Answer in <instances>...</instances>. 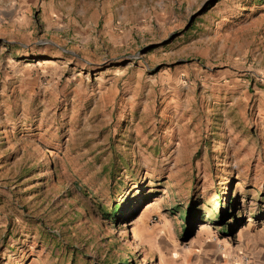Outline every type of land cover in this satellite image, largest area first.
<instances>
[{
  "label": "rangeland",
  "instance_id": "374dc122",
  "mask_svg": "<svg viewBox=\"0 0 264 264\" xmlns=\"http://www.w3.org/2000/svg\"><path fill=\"white\" fill-rule=\"evenodd\" d=\"M0 264H264V0H0Z\"/></svg>",
  "mask_w": 264,
  "mask_h": 264
},
{
  "label": "trees",
  "instance_id": "16d2710c",
  "mask_svg": "<svg viewBox=\"0 0 264 264\" xmlns=\"http://www.w3.org/2000/svg\"><path fill=\"white\" fill-rule=\"evenodd\" d=\"M188 212H190V209H189V211ZM182 213V214H179V216H180V219H185L186 217L188 218L189 216H188V214L189 213ZM223 212L224 211H222L221 212V214L220 215H217V218H218V220L219 221H221L222 219H221V215L223 214ZM102 213L104 214V216H103V218L104 219H106V220H108V221H110V222H112V223H115L117 220H118V218H119V212H118V208L115 206V205H113L112 207H111V209H110V211H102Z\"/></svg>",
  "mask_w": 264,
  "mask_h": 264
}]
</instances>
